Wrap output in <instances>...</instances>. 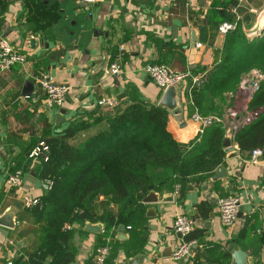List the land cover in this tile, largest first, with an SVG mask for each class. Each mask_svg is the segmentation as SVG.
Returning <instances> with one entry per match:
<instances>
[{"label": "crops", "instance_id": "0c3cea01", "mask_svg": "<svg viewBox=\"0 0 264 264\" xmlns=\"http://www.w3.org/2000/svg\"><path fill=\"white\" fill-rule=\"evenodd\" d=\"M230 19L239 20L247 37H252L264 24V0H95L91 4L82 0H0V37L5 36L26 57L24 64L0 72V219L4 224L15 223L13 228L0 225V264H39L23 253L34 238L28 233L25 214L38 204L48 183L39 175L43 157L29 158L26 151L80 118L87 120L101 101L119 102L135 93L158 105L162 93L144 72L146 64L165 63L189 72V79L177 92L180 112L168 110L167 129L181 144L199 139L205 126L191 118L194 110L186 102V89L190 77L203 75L207 79L215 49L224 36L219 26ZM115 62L120 65L116 75L109 72ZM41 72L69 85L58 110L44 106L45 91L35 79ZM59 114L64 118L61 124L55 122ZM220 118L230 127L225 112ZM91 129L79 132L69 142L78 143L94 133ZM225 152L224 177H208L199 184L191 180L177 193L165 187L153 190L158 201L143 203V215L135 212L129 216L134 221L142 219L137 231L143 240L136 254H145L144 264H205L208 257L225 253L231 264V248L246 251L248 264H264V237L260 234L261 246L257 247L251 244L250 235L252 226L264 233V152L251 160L234 142ZM14 169H21L23 178L17 186L9 187L5 180ZM216 184L219 190L214 189ZM221 195H236L240 200L238 218L231 227L222 226L218 218L216 200ZM201 203H208L210 211L205 212ZM91 210L96 221L63 225L71 231L72 261L92 264L94 249L107 239L114 248L107 264L133 257L123 248L129 239V220L117 225L103 221L107 210H116L113 199L100 195ZM177 214L195 221L191 239L195 243L183 262L172 257L181 240L172 227ZM88 224L102 230H88ZM120 224L126 226L122 232L117 229ZM244 226L251 233L241 240ZM51 259L47 256L44 264Z\"/></svg>", "mask_w": 264, "mask_h": 264}, {"label": "trees", "instance_id": "16d2710c", "mask_svg": "<svg viewBox=\"0 0 264 264\" xmlns=\"http://www.w3.org/2000/svg\"><path fill=\"white\" fill-rule=\"evenodd\" d=\"M230 20L236 22L235 28L224 34L221 46L215 49L214 65L201 88L192 91L191 107L203 117H220L231 104L232 97L227 93L236 89L241 74L252 68L260 71L263 77L259 90L248 105L249 110L257 112L256 117L233 135L238 151L248 156L254 148L264 149V30L247 37L240 21ZM168 114L165 107L130 93L114 105L105 107L100 103L87 120L80 118L44 137L48 150L46 160L40 161L39 175L48 183V189L37 205L26 210L28 233L34 238L23 249L24 255L39 264H44L47 256L52 258L49 264L70 263L74 259L69 245L71 231L63 225L96 221L98 217L91 207L100 195L111 197L116 204V210H107L104 222L117 225L129 220V239L123 248L135 255L143 240L137 231L142 219L134 221L129 216L144 214L143 197L163 187L173 191L177 184L180 191L191 180L199 184L212 177L226 157L222 148L224 122L213 119L199 139L185 145L168 131ZM98 123L103 126L94 133L78 143L69 142ZM214 189L220 186L216 184ZM202 206L205 212L210 211L208 203ZM257 228L252 226L251 244L260 247L264 233L257 232ZM248 233L251 230L244 226L239 239L244 240ZM194 237L191 231L184 239ZM112 248L113 244L109 255ZM205 264H229V255L208 257Z\"/></svg>", "mask_w": 264, "mask_h": 264}, {"label": "built area", "instance_id": "2783aa9c", "mask_svg": "<svg viewBox=\"0 0 264 264\" xmlns=\"http://www.w3.org/2000/svg\"><path fill=\"white\" fill-rule=\"evenodd\" d=\"M85 3L91 4L95 0H82ZM167 3H173L177 0H164ZM236 22H223L219 26V32L224 35L229 30L235 28ZM197 47L201 46L200 42L196 43ZM26 57L17 52L12 46L11 42L5 37H0V72L9 70L12 66L16 64H24ZM109 72L111 74H118L120 72V65L118 63H113L109 67ZM144 72L148 75L150 80L159 88L161 93H163L170 85H179L189 79L188 71H179L165 63H149L144 66ZM263 74L255 70L252 73L243 75L233 92H230L232 101L230 106L225 110L226 117L228 118V124L233 129L234 133L241 127L250 123L255 117L257 112L251 111L248 108L249 102L251 101L254 93L259 90L260 80ZM191 85L186 89V102L192 104L191 94L192 91L201 88L203 83L206 81L204 76L200 77H190ZM36 81L45 91L44 106L49 110H58L65 102L66 96L69 92V85L64 82H57L54 76L47 72H41L36 76ZM26 97V96H25ZM101 104L108 103L114 105V101H101ZM191 118L195 121L201 122L202 125L210 123L213 119L217 121H222L220 117L208 116L203 117L200 113L194 109L191 114ZM48 146L43 140H40L29 152V158H39L43 157V161L46 160ZM264 152L262 148H254L250 153V159L255 160ZM23 178V171L21 169H15L11 172L5 182L9 187L17 186L21 183ZM174 191L177 193L179 191V185L175 186ZM36 200H33L35 203ZM240 207V200L236 195L221 196L216 200V209L219 221L224 227H231L235 224L238 218V212ZM195 225V221L184 214H177L173 220V230L177 234L181 235V240L172 252V257L174 260L184 259L186 260L192 251V247L195 243L194 240H185L184 237L189 234ZM129 228V226L127 227ZM110 240L104 244L97 246L94 249L92 264H106L107 257L110 251ZM7 264H12L11 261ZM250 264H261L252 262Z\"/></svg>", "mask_w": 264, "mask_h": 264}, {"label": "water", "instance_id": "95a60500", "mask_svg": "<svg viewBox=\"0 0 264 264\" xmlns=\"http://www.w3.org/2000/svg\"><path fill=\"white\" fill-rule=\"evenodd\" d=\"M263 27H264V24L258 29V33H256V32H254V34L251 33L252 37L259 34L260 30L263 29ZM219 39L221 40V37H219ZM27 87H28V81L25 82V88H27ZM178 89H179V85H170L162 93L161 98L159 100V105L165 107L166 109L170 110L174 114L180 112V109L178 107V100H177ZM63 113H64V110L63 109L60 110V114H63ZM60 114L55 117V122L57 124H61L62 122H64V118ZM233 142H234V140H233V129H232V127H228V128H226V130L224 132V136L222 139V148L224 150L232 148ZM233 154L236 155L237 154L236 151H234ZM43 155H46V153L44 152ZM224 176H225V169L221 166V167L217 168L215 173L212 175V179L217 180L218 178H221ZM157 201H158V195L153 190L149 191L146 194V196H144L142 199V203H144V204L145 203H156ZM147 215L152 216L151 211H148ZM2 221H3V218L0 219V225H4L8 228H13L15 226L14 222L4 224ZM86 222H88V221H86ZM86 229L91 230V231L102 230V229H100V226L92 225V224L86 225ZM117 229L122 232L126 229V226L123 224H120L117 226ZM178 236L181 237L180 234H178ZM230 255H231V259H232L231 264H248V253L246 251H243V250L238 249V248H231L230 249ZM145 258H146L145 254L138 253V254H135L131 258H128V259L125 258V259L121 260V263H119V264H144ZM49 260H50V258H48V261ZM183 260L184 259H180L181 262H183ZM69 264H79V263L76 261H72Z\"/></svg>", "mask_w": 264, "mask_h": 264}, {"label": "rangeland", "instance_id": "374dc122", "mask_svg": "<svg viewBox=\"0 0 264 264\" xmlns=\"http://www.w3.org/2000/svg\"><path fill=\"white\" fill-rule=\"evenodd\" d=\"M249 36V35H248ZM256 70V68H252V69H250L249 71H247V72H245V73H243V74H241V76H240V78L243 76V75H245V74H249V73H252V72H254ZM240 80V79H239ZM233 92V91H232ZM227 96L228 97H231V95L230 94H227ZM232 101V100H231ZM103 123H98V124H96V125H94L93 127H92V129H91V131L90 132H95V131H93V130H98L99 128H101L103 125H102Z\"/></svg>", "mask_w": 264, "mask_h": 264}]
</instances>
